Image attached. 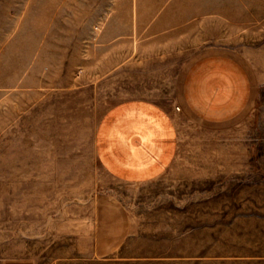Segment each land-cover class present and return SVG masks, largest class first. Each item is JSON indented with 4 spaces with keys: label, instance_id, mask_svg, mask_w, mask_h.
<instances>
[{
    "label": "rangeland",
    "instance_id": "1",
    "mask_svg": "<svg viewBox=\"0 0 264 264\" xmlns=\"http://www.w3.org/2000/svg\"><path fill=\"white\" fill-rule=\"evenodd\" d=\"M262 42L264 0H0V264L264 248V87L221 136L175 110L194 50Z\"/></svg>",
    "mask_w": 264,
    "mask_h": 264
},
{
    "label": "crops",
    "instance_id": "2",
    "mask_svg": "<svg viewBox=\"0 0 264 264\" xmlns=\"http://www.w3.org/2000/svg\"><path fill=\"white\" fill-rule=\"evenodd\" d=\"M264 87V42L243 47L201 46L176 83L179 110L206 136L250 126ZM236 264H264V248L239 250Z\"/></svg>",
    "mask_w": 264,
    "mask_h": 264
},
{
    "label": "built area",
    "instance_id": "3",
    "mask_svg": "<svg viewBox=\"0 0 264 264\" xmlns=\"http://www.w3.org/2000/svg\"><path fill=\"white\" fill-rule=\"evenodd\" d=\"M177 108H178V106H177Z\"/></svg>",
    "mask_w": 264,
    "mask_h": 264
}]
</instances>
